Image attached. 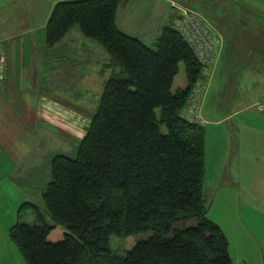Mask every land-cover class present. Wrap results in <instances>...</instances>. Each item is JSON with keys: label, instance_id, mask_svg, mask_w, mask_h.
<instances>
[{"label": "trees", "instance_id": "trees-1", "mask_svg": "<svg viewBox=\"0 0 264 264\" xmlns=\"http://www.w3.org/2000/svg\"><path fill=\"white\" fill-rule=\"evenodd\" d=\"M123 1L52 7L42 28L45 48L77 27L105 51L111 72L75 155L52 157L42 201L54 224L25 202L18 212L31 209L34 217L10 227L9 239L25 264H232L226 235L207 219L204 126L180 115L203 67L176 24L162 28L154 47L121 31L116 15ZM2 47L4 82L9 60ZM179 64L187 86L173 93ZM118 239L122 256L111 251Z\"/></svg>", "mask_w": 264, "mask_h": 264}, {"label": "crops", "instance_id": "crops-1", "mask_svg": "<svg viewBox=\"0 0 264 264\" xmlns=\"http://www.w3.org/2000/svg\"><path fill=\"white\" fill-rule=\"evenodd\" d=\"M172 3L195 11L200 10L197 11L215 26L222 37L219 59L201 107L202 116L207 120L204 124L205 158L208 149L214 148L218 154L217 158L223 159L220 177L224 167L231 174V193L238 204L239 213L234 218L233 228L228 232L224 230V233L228 239L232 264H264V112L256 107V104L264 99V37L257 38L254 36L257 34L253 33L257 32L256 25L262 26L264 31V0H125L118 7L116 25L128 35L141 40H155L162 28L177 25L178 12L172 8ZM202 9L226 13L233 21L225 23L244 25V28L250 29L252 33H247L246 39L227 36L226 31L218 27V22H215L216 26L201 13ZM220 17L221 14L216 18ZM45 23L46 19H43L40 23L42 28ZM31 33L33 32L30 29L18 39L8 37L2 41L8 51L9 74L4 83L7 84L6 91H0V189L11 194L18 189L24 193L20 198L29 194V191L35 192L37 196L44 191L50 177L49 165L45 166L44 162L52 159L57 153L65 152L70 144L66 142V134L70 133L72 120L81 112L75 107L64 111L57 104L42 107L40 112L34 110L28 118L25 108L20 107L14 95L3 99L2 95L8 92L21 91L14 84H37L39 54L37 49L31 46ZM26 35L31 38L27 39ZM246 42L250 46L249 49H243L242 54L238 45ZM47 52L50 50L45 52V56L50 54ZM227 65L238 67V72L230 83L220 76L222 68ZM98 79L102 84L103 73H98ZM73 80L84 79L75 77ZM212 84H233L228 104L236 107L230 111L228 109L226 115L219 119L214 114L216 108L212 107L215 103L211 102L215 91ZM186 86L187 82L175 89V92ZM40 122L53 129H46L49 134L44 135V142L39 135L42 130L45 131L43 126L41 129ZM73 134L79 135V132L76 130ZM83 136H79V140ZM225 136L230 140L226 150L222 149L225 146ZM73 145L75 153L76 146ZM205 164L207 166L206 161ZM43 173L46 175L44 179ZM8 174L10 179L7 178ZM17 178L20 186L15 182ZM3 183L8 187L2 188ZM17 204L18 201H13L11 205ZM12 210V207L9 209L6 206L1 209L0 215H4L8 221L11 218L9 211ZM4 246V252L0 250V264H20L16 256L10 258L3 255L12 248L10 244Z\"/></svg>", "mask_w": 264, "mask_h": 264}, {"label": "rangeland", "instance_id": "rangeland-1", "mask_svg": "<svg viewBox=\"0 0 264 264\" xmlns=\"http://www.w3.org/2000/svg\"><path fill=\"white\" fill-rule=\"evenodd\" d=\"M59 1L67 0H0V43L2 46L6 47L5 43L3 45L2 41L6 40L8 37L18 39L19 36L24 35L25 32L31 29L33 32L31 35L34 39L29 35H26V37L27 39H32L31 46L32 48L37 49L39 54L37 57V84H14L16 88L21 91L18 93H12L11 91L2 95V97L3 99H9V97H13L14 95V99L18 102L20 107L25 108L28 118L34 110L39 111L42 107L54 106L57 104L64 111L68 110L70 107H75L81 110V112L72 120L73 125L69 128L70 133L66 134V142H69L70 144L65 150V153L69 156H74L73 144L76 146L80 142V137L86 133L99 103L102 84L98 79V73H103V78H108L111 70H106L104 68V65L108 62V55L105 51L96 42L85 38L78 31L77 27L73 28L66 37H64L60 45L58 44L50 50V54L47 55L48 57L45 56V52L48 51V49L45 48L44 33L40 23L43 19L47 20L53 5ZM250 1L253 2V0ZM223 10L221 11L223 12ZM201 13L206 15L207 19L213 24L218 22V27L224 29L227 36L231 35L237 38L246 39L248 35L247 33H252L249 31L250 29L244 28V25L225 23L231 22L232 20L229 19L226 13L204 9H202ZM219 14H221L220 19L216 18ZM29 26L34 28H29ZM255 28L257 29V32L253 33L257 35L254 36L257 38H261V36L264 37L262 26L256 25ZM142 41L148 46L154 47V38H147ZM244 45H246V47ZM238 46V49L242 50L240 53L243 54V49H249L250 45L246 42ZM237 69L238 67L236 66L232 67L231 65H227L222 68L220 76L222 79H225V82L230 83L237 74ZM75 77H82L84 80H73ZM5 82L6 81L0 84V91H6L7 87L3 85ZM182 84L183 86L186 84V79L184 76L183 65L179 64V71L173 80L171 91L174 93L175 89L181 87ZM212 85L215 86V91H213L211 99V102L213 103V101H215V103H213L212 107L216 108L214 114L215 117L219 119L226 115L228 109L230 111L236 107L233 104H228V98H230L233 91V84ZM1 94L2 93L0 92V95ZM156 115L158 120H160L161 114L158 110L156 111ZM180 115L181 118H183L182 114ZM35 116L37 117L36 113L34 114V117ZM39 116L41 118V114H39ZM209 118H211V116ZM37 125H39V123H37ZM40 126L41 129L42 126L45 129V131L42 130L41 133H39L44 142L46 140L44 135L49 134L46 129H53H50L51 127L43 122H40ZM76 130L79 132V135L73 134ZM231 134L234 135V132ZM60 137L63 138L61 135ZM224 140L225 146L222 149L226 150L230 140L228 141L226 136ZM217 156L218 154L216 153V150L214 148H209L205 158L207 166L205 164L203 187L205 189L204 197L208 210L207 219L217 224L223 232L224 230L228 232L235 225L234 218L239 213V208L232 194L233 187L231 186V174L229 173V170L224 167L222 176L220 177L223 159H219ZM51 162L52 159H47L44 162L45 166L49 165L48 170H50ZM19 169L20 168H18V171ZM42 175L44 179L46 175L44 173ZM9 177L10 174H8L7 178ZM15 182L19 184L18 178L15 179ZM6 187H8V185L3 183L2 188ZM37 187L40 188L38 185ZM29 192L30 193L26 194L25 197L20 198V195H24V193L18 189H16L13 194L9 191H2L0 189V211L6 206L9 209H11V207L13 209L12 211H9L11 218L8 221L4 215H0V250L4 252V244H10L12 248L7 250L3 255L10 258L16 256L18 261H20V264H25L23 255L9 240L7 229L13 226L18 220L22 222L31 221L34 214L31 209H26L19 213V207L25 202L35 204L45 222L49 225L54 224V221L51 220L46 212L42 201V193L44 191H42L39 196L33 191ZM2 194H4V196ZM13 201H18L17 206L11 205ZM111 251L117 256H122L123 241L120 239L113 240L111 243Z\"/></svg>", "mask_w": 264, "mask_h": 264}, {"label": "built area", "instance_id": "built-area-1", "mask_svg": "<svg viewBox=\"0 0 264 264\" xmlns=\"http://www.w3.org/2000/svg\"><path fill=\"white\" fill-rule=\"evenodd\" d=\"M179 22L176 29L192 50L195 58L203 67L200 80L191 88L188 96L187 105L182 111L185 121L195 124H206L202 116L201 107L208 93L209 83L216 68L219 53L222 47V37L208 20L200 13L177 7ZM6 52L0 45V84L3 83L5 70ZM256 107L264 112V99L260 100Z\"/></svg>", "mask_w": 264, "mask_h": 264}]
</instances>
